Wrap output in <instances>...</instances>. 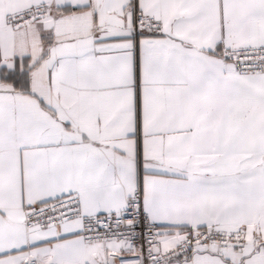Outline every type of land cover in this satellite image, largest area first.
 <instances>
[{
	"label": "snow or ice",
	"instance_id": "snow-or-ice-1",
	"mask_svg": "<svg viewBox=\"0 0 264 264\" xmlns=\"http://www.w3.org/2000/svg\"><path fill=\"white\" fill-rule=\"evenodd\" d=\"M0 264H264V0H0Z\"/></svg>",
	"mask_w": 264,
	"mask_h": 264
}]
</instances>
